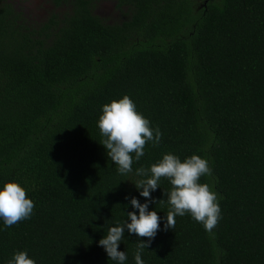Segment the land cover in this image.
I'll return each instance as SVG.
<instances>
[{
    "label": "trees",
    "instance_id": "1",
    "mask_svg": "<svg viewBox=\"0 0 264 264\" xmlns=\"http://www.w3.org/2000/svg\"><path fill=\"white\" fill-rule=\"evenodd\" d=\"M122 1L123 25L78 0L29 30L0 0V185L16 182L34 202L29 219L0 222V264L17 251L35 264H114L98 241L132 210L125 197L144 202L136 170L169 153L208 162L199 182L220 219L211 232L187 214L161 225L144 264H264V0ZM125 95L162 135L120 175L97 121ZM159 187L149 210L166 217L172 185ZM141 241L125 231L126 264Z\"/></svg>",
    "mask_w": 264,
    "mask_h": 264
},
{
    "label": "clouds",
    "instance_id": "2",
    "mask_svg": "<svg viewBox=\"0 0 264 264\" xmlns=\"http://www.w3.org/2000/svg\"><path fill=\"white\" fill-rule=\"evenodd\" d=\"M97 128L102 137L100 145L120 175L132 173L133 162H138L144 156L146 143L158 145L162 135L159 129L150 127V122L137 112L134 102L127 95L102 106ZM210 171L208 162L198 155L181 161L171 153L163 155L161 160L147 169H137L135 174L142 178L134 185L144 202L141 203L135 196L125 197L129 201L125 207L130 206L132 210L127 212L125 220L109 228L107 235L98 241V246L103 248L114 264H126V252L118 251L125 231L130 236L147 238L146 242H139L134 254L135 264H144L143 251L150 246L158 231L162 230L161 225L163 230L174 228L177 216L190 215L194 221L202 224L205 231L211 232L220 219L217 194L208 184L199 182L202 176L210 175ZM162 178L172 185L167 193L169 210L166 217H161L155 210H149L151 204L158 203L152 193L161 189L159 183ZM33 208L34 202L26 197V189L20 184L7 182L0 185V222L5 228L29 219ZM7 264H35V261L26 251H17Z\"/></svg>",
    "mask_w": 264,
    "mask_h": 264
},
{
    "label": "flooded vegetation",
    "instance_id": "3",
    "mask_svg": "<svg viewBox=\"0 0 264 264\" xmlns=\"http://www.w3.org/2000/svg\"><path fill=\"white\" fill-rule=\"evenodd\" d=\"M21 1L26 3L22 4ZM77 1L78 0H7L24 20L25 24L23 26L27 27L29 30H38L40 27L45 26L47 23H50L53 16H56V22H60L64 16H68L72 13L74 3ZM86 1H88L87 8L105 25H123L128 22L132 16L130 6L122 0ZM54 29L55 27H51L45 39L46 41H51L53 33L56 32Z\"/></svg>",
    "mask_w": 264,
    "mask_h": 264
},
{
    "label": "rangeland",
    "instance_id": "4",
    "mask_svg": "<svg viewBox=\"0 0 264 264\" xmlns=\"http://www.w3.org/2000/svg\"><path fill=\"white\" fill-rule=\"evenodd\" d=\"M21 3H22V4H25L26 2H24V1H21ZM29 17H30V16H29Z\"/></svg>",
    "mask_w": 264,
    "mask_h": 264
}]
</instances>
